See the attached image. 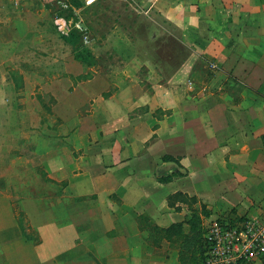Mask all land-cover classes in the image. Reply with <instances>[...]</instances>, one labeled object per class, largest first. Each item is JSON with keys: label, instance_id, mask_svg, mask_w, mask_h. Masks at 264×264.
Here are the masks:
<instances>
[{"label": "rangeland", "instance_id": "1", "mask_svg": "<svg viewBox=\"0 0 264 264\" xmlns=\"http://www.w3.org/2000/svg\"><path fill=\"white\" fill-rule=\"evenodd\" d=\"M262 192L264 1L0 0V264H180Z\"/></svg>", "mask_w": 264, "mask_h": 264}, {"label": "built area", "instance_id": "2", "mask_svg": "<svg viewBox=\"0 0 264 264\" xmlns=\"http://www.w3.org/2000/svg\"><path fill=\"white\" fill-rule=\"evenodd\" d=\"M203 232L204 264H258L264 255V216L212 220Z\"/></svg>", "mask_w": 264, "mask_h": 264}, {"label": "trees", "instance_id": "3", "mask_svg": "<svg viewBox=\"0 0 264 264\" xmlns=\"http://www.w3.org/2000/svg\"><path fill=\"white\" fill-rule=\"evenodd\" d=\"M75 59L79 62L82 61V58L78 54L75 56ZM163 159L164 161H175L168 156H165ZM181 176L182 175L178 172H173L168 176L158 179V181L162 183H168L171 182L173 178ZM175 201L186 203L196 202L195 198H190L181 192H177L167 198L169 206H173ZM190 211L191 215L187 221L188 233H183L181 223L172 224L168 228L162 229L160 231L167 240H171L173 235L177 236V240H181L180 247L182 251L179 254L180 264H204L206 247L203 240V226H201L199 216L194 211V209L191 208ZM260 261V264H264V255Z\"/></svg>", "mask_w": 264, "mask_h": 264}, {"label": "crops", "instance_id": "4", "mask_svg": "<svg viewBox=\"0 0 264 264\" xmlns=\"http://www.w3.org/2000/svg\"><path fill=\"white\" fill-rule=\"evenodd\" d=\"M130 1H132V0H130ZM262 1H264V0H262ZM255 2V1H254ZM215 66H217V65H215ZM212 67V66H211ZM213 69V68H212ZM191 85V84H190ZM240 127H238V129H239ZM245 129H239V130H237V128L235 129V132L236 133H238L239 135H242L243 137H245L246 138V136L244 135V132H242V131H244ZM185 134V133H184ZM185 138V137H184ZM245 138H243V139H245ZM246 140H247V138H246ZM187 141H189L190 142V138H188L187 139ZM231 141L233 142V139H231ZM187 145V142H184V146H186ZM201 146H200V151L198 152V154L196 155L197 156V159H195V160H197L198 162H199V164H198V172L197 171H195V172H190V176L191 175H198L199 176V178H203L202 180H201V182L202 181H204L205 179H206V176H209V175H211L210 174V171L211 170H208V168L206 169V167H204L203 168V161L205 162V161H207L208 159H211V154H210V151H209V149L208 148H205L204 147V151L203 150H201L202 148H203V143L202 144H200ZM205 145H210V142H206L205 143ZM195 155L193 156V158H195L196 157ZM168 157H171V158H173V159H175L173 156H170V155H168ZM184 159V161L185 160H190L191 158L189 157V158H186V157H184L183 158ZM176 160H178V159H176ZM194 160V159H193ZM164 162V161H163ZM224 169V168H223ZM195 170H197V169H195ZM208 170V171H207ZM176 171V170H175ZM175 171H173V172H175ZM224 171H227L226 169H224ZM230 171V170H229ZM228 171V172H229ZM208 172V173H207ZM234 175H237V174H234ZM181 177H183V176H181ZM175 178H178V177H175ZM175 178H173V180L175 179ZM180 178V177H179ZM172 180V181H173ZM171 181V182H172ZM171 182H168V183H171ZM183 194H186L187 195V193H185V192H182ZM196 195V194H195ZM188 197H194V196H189V195H187ZM262 199H264V193L262 192V196L260 197V200H262ZM259 199H258V201H260ZM259 206L261 207V208H264V200L259 204ZM239 215V214H238ZM238 215H231V216H227V215H221L220 214V216L218 217V218H216V219H231V218H243V216L241 217V215L240 216H238ZM256 216H264V214L263 213H261V212H259V211H256V213H254V214H251V216H249V217H256ZM246 218H248V217H246ZM216 219H211V220H209L208 222H206V224H208L210 221H212V220H216ZM206 224H205V226H206ZM205 226H203V228L205 227Z\"/></svg>", "mask_w": 264, "mask_h": 264}]
</instances>
